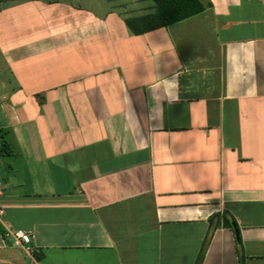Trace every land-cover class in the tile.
Instances as JSON below:
<instances>
[{
    "label": "crops",
    "instance_id": "obj_1",
    "mask_svg": "<svg viewBox=\"0 0 264 264\" xmlns=\"http://www.w3.org/2000/svg\"><path fill=\"white\" fill-rule=\"evenodd\" d=\"M110 1L0 0V264H264V0Z\"/></svg>",
    "mask_w": 264,
    "mask_h": 264
},
{
    "label": "trees",
    "instance_id": "obj_2",
    "mask_svg": "<svg viewBox=\"0 0 264 264\" xmlns=\"http://www.w3.org/2000/svg\"><path fill=\"white\" fill-rule=\"evenodd\" d=\"M152 11L140 16L125 19V25L131 34L139 35L154 29L169 26L201 13L205 6L200 0H150ZM210 6V4H207ZM231 228V223L224 220ZM36 258H38L36 256ZM240 264H243L242 262Z\"/></svg>",
    "mask_w": 264,
    "mask_h": 264
},
{
    "label": "rangeland",
    "instance_id": "obj_3",
    "mask_svg": "<svg viewBox=\"0 0 264 264\" xmlns=\"http://www.w3.org/2000/svg\"><path fill=\"white\" fill-rule=\"evenodd\" d=\"M20 0H2V2H17ZM74 1V0H72ZM113 1V0H111ZM110 1V2H111ZM75 2H87L90 6V2H108V0H75ZM115 6H119L125 10V14L131 15L139 11L138 8L143 9L144 11H149L151 7V2L148 0H120V2H113Z\"/></svg>",
    "mask_w": 264,
    "mask_h": 264
},
{
    "label": "built area",
    "instance_id": "obj_4",
    "mask_svg": "<svg viewBox=\"0 0 264 264\" xmlns=\"http://www.w3.org/2000/svg\"><path fill=\"white\" fill-rule=\"evenodd\" d=\"M2 212L0 211V214ZM4 237L14 241L15 244L24 246L25 250L31 252V236L22 230L6 229Z\"/></svg>",
    "mask_w": 264,
    "mask_h": 264
},
{
    "label": "water",
    "instance_id": "obj_5",
    "mask_svg": "<svg viewBox=\"0 0 264 264\" xmlns=\"http://www.w3.org/2000/svg\"><path fill=\"white\" fill-rule=\"evenodd\" d=\"M233 228H234V232H235V236H236V238H237V228L235 227V226H233Z\"/></svg>",
    "mask_w": 264,
    "mask_h": 264
}]
</instances>
